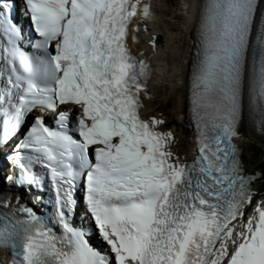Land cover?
Returning a JSON list of instances; mask_svg holds the SVG:
<instances>
[{
  "label": "snow or ice",
  "instance_id": "obj_1",
  "mask_svg": "<svg viewBox=\"0 0 264 264\" xmlns=\"http://www.w3.org/2000/svg\"><path fill=\"white\" fill-rule=\"evenodd\" d=\"M150 15L144 0H0V153L10 184L40 193L0 198L10 264H264V167L234 142L245 112L264 134V0L198 6L191 158L142 114L152 70L129 28Z\"/></svg>",
  "mask_w": 264,
  "mask_h": 264
},
{
  "label": "bare ground",
  "instance_id": "obj_2",
  "mask_svg": "<svg viewBox=\"0 0 264 264\" xmlns=\"http://www.w3.org/2000/svg\"><path fill=\"white\" fill-rule=\"evenodd\" d=\"M144 2L151 5V15L147 20L141 22V26L143 27V40L140 45H135V48L132 50L138 55L143 53L141 56L149 58L152 61L155 70L152 73L150 83L148 84L147 96H143L144 109L142 110V113L154 114L158 118H162L166 123V128L172 130L174 133L175 142L173 144V150L177 152L181 158H190V150L192 149L191 133L188 132L187 139L189 145L188 151L186 152L187 149L184 151L179 149V132H184L187 130V128H189V126H187L188 122L186 121V97L190 72V55L194 41L192 32L196 26L198 6L201 0H180L178 1V8H175L172 11V18L174 19L175 23L183 24V26L189 32L190 50L186 52L182 50V39L180 37L178 41H174V38L178 37V34H172L173 29L170 26L171 23L159 21L154 18L156 17L155 12L159 9L162 15H167L168 11L165 12L163 9H161L160 4H158L160 1L157 2V0H144ZM157 34H159L162 39L159 44L155 43V46L153 47L151 41ZM172 64L174 66H172ZM160 86H162V88L167 86L169 87L170 95L166 102L168 104L170 102L172 103V113L176 114V116L182 121L183 125H176L174 127L172 124H170V118L172 116L169 118L168 115H165L162 112V109L160 108L162 105L158 104V98L161 97L159 90ZM251 139L262 142L264 145V139L256 133L253 126L250 125V121L245 119L241 124V134L240 138L238 139V145L242 149V160L247 168L251 169L255 167L257 170H259L261 167H264V152L262 153L261 158L254 162L253 158L249 156V144L247 142ZM259 184L254 186L259 188ZM0 264H9L5 259H3L1 253Z\"/></svg>",
  "mask_w": 264,
  "mask_h": 264
},
{
  "label": "rangeland",
  "instance_id": "obj_3",
  "mask_svg": "<svg viewBox=\"0 0 264 264\" xmlns=\"http://www.w3.org/2000/svg\"><path fill=\"white\" fill-rule=\"evenodd\" d=\"M160 1V7L161 9H163L165 12H167V15H162V13L157 10V14L155 12V15L156 17H154L155 19L159 20V21H166L167 23H171L170 26L171 28L173 29V35L174 34H178V37H175L174 38V41H178L179 37L182 39L181 43H182V50L183 51H189L190 50V47H189V43H190V38H189V32L188 30L183 26V24H180V23H175L174 19L172 18L173 16V10L175 8H178L179 6V2L180 0H157V2ZM163 6V7H162ZM152 24V23H151ZM177 61V60H176ZM172 66H174L172 64ZM159 90H160V96L158 98V104H161L162 106L160 107L162 109V112L165 114V115H168L169 118L170 116H172L170 118V121L174 127L176 125H183L182 121L176 116V114H173L172 113V103L170 102L169 104L166 102L167 99H169V95H170V92H169V87H163L160 86L159 87ZM164 92V93H163ZM188 126V125H187ZM188 132L191 133L190 129L187 128L186 131L184 132H179V138H180V145H179V149L181 151H184L186 150V152L188 151V145H189V142H188ZM248 144H249V156L251 158H253L254 162L258 161L261 156H262V153L264 152V145L262 142H259L255 139H251V140H248L247 141ZM261 184H264V182H261ZM261 184H259V188L262 192H264V187H261Z\"/></svg>",
  "mask_w": 264,
  "mask_h": 264
},
{
  "label": "water",
  "instance_id": "obj_4",
  "mask_svg": "<svg viewBox=\"0 0 264 264\" xmlns=\"http://www.w3.org/2000/svg\"><path fill=\"white\" fill-rule=\"evenodd\" d=\"M156 42H158V43L160 42V37H158V38L156 39Z\"/></svg>",
  "mask_w": 264,
  "mask_h": 264
}]
</instances>
